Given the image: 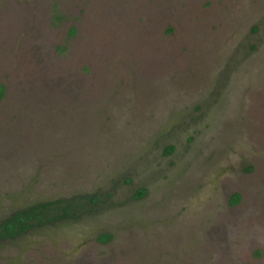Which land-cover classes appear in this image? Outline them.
<instances>
[{
    "label": "rangeland",
    "instance_id": "rangeland-1",
    "mask_svg": "<svg viewBox=\"0 0 264 264\" xmlns=\"http://www.w3.org/2000/svg\"><path fill=\"white\" fill-rule=\"evenodd\" d=\"M0 85V221L104 201L0 264H264V0H0Z\"/></svg>",
    "mask_w": 264,
    "mask_h": 264
},
{
    "label": "trees",
    "instance_id": "trees-1",
    "mask_svg": "<svg viewBox=\"0 0 264 264\" xmlns=\"http://www.w3.org/2000/svg\"><path fill=\"white\" fill-rule=\"evenodd\" d=\"M74 32L73 30L72 34ZM4 92V87L0 85V101L4 97ZM173 151L174 147H168L165 152L169 155ZM147 193L148 190L142 188L135 193L134 198L140 200ZM240 200L241 196L235 194L231 198L230 204L235 206ZM100 202L104 204L101 195H87L85 197L49 201L21 209L0 221V242L13 241L32 230L43 228L58 221L77 220L87 211V208L94 210L91 206L93 204L98 205ZM112 239V234L103 233L97 241L101 244H108Z\"/></svg>",
    "mask_w": 264,
    "mask_h": 264
}]
</instances>
